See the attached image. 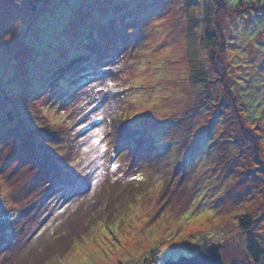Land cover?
Listing matches in <instances>:
<instances>
[{
  "label": "rangeland",
  "instance_id": "374dc122",
  "mask_svg": "<svg viewBox=\"0 0 264 264\" xmlns=\"http://www.w3.org/2000/svg\"><path fill=\"white\" fill-rule=\"evenodd\" d=\"M5 231L0 264H252L264 0H0Z\"/></svg>",
  "mask_w": 264,
  "mask_h": 264
},
{
  "label": "trees",
  "instance_id": "16d2710c",
  "mask_svg": "<svg viewBox=\"0 0 264 264\" xmlns=\"http://www.w3.org/2000/svg\"><path fill=\"white\" fill-rule=\"evenodd\" d=\"M9 1H11L12 3L13 2H16V3H20L21 1H23V0H9ZM24 1H31L33 4H39V3H44V2H46V1H48V0H24ZM2 98V100L3 99H6V97H1ZM129 127H131V126H129ZM129 127H127V128H129ZM122 129V128H121ZM126 130V128H123L122 130ZM137 132H140L139 131V128H138V130H137ZM32 134H34V133H32ZM31 135V134H30ZM30 135H28V136H30ZM35 136L36 135H40V134H34ZM33 135V136H34ZM51 140H55V138H53V139H51ZM34 141V139L32 140V142ZM54 143H57V142H55L54 141ZM32 144V143H31ZM34 144H35V142H34ZM52 146H54L55 147V145H53L52 144ZM34 147H36L35 145H33V146H26V148L25 149H27V150H29V151H31V152H33V151H35V152H38V156L40 155V154H42L41 152V150L38 148V147H36V148H34ZM57 150H58V148H57V146L55 147ZM44 150V149H43ZM44 154V153H43ZM49 162H50V160H49ZM55 164H60V163H58V162H55ZM51 165V164H50ZM57 167H60V166H58V165H56ZM33 190V188H31V191ZM170 199V198H169ZM167 204H169V203H167ZM161 215H163V212H161V214H160V216ZM240 226H241V228H243V229H245V230H247V229H249L251 226H252V223L249 221L248 222V220H246V219H241V221H240ZM6 236V238H7V236H8V234L6 233V231H5V233H1V235H0V239H2V238H4ZM181 237H182V235H180ZM198 253H200V251H197ZM246 252H247V255H248V258H249V260L252 262V264H257L258 262H259V259L261 258V256H263L264 255V253H263V250L261 249V247H260V245L258 244V242L257 241H255L254 239H248V240H246ZM171 254V253H170ZM180 254H183V255H180ZM172 255V254H171ZM178 256H184V257H187V258H189V257H192V255H194V253L191 255L190 253H185V252H183V253H178L177 254ZM177 255H175V256H177ZM175 256L173 255V257L175 258ZM177 256V257H178ZM189 256V257H188Z\"/></svg>",
  "mask_w": 264,
  "mask_h": 264
},
{
  "label": "water",
  "instance_id": "95a60500",
  "mask_svg": "<svg viewBox=\"0 0 264 264\" xmlns=\"http://www.w3.org/2000/svg\"><path fill=\"white\" fill-rule=\"evenodd\" d=\"M219 247V244H211L206 253H200L189 258L181 256L177 260H169L164 264H220L221 254L218 251Z\"/></svg>",
  "mask_w": 264,
  "mask_h": 264
}]
</instances>
